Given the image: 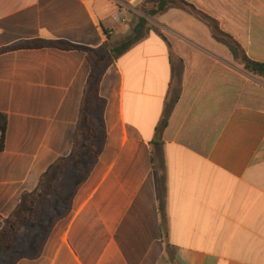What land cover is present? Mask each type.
Wrapping results in <instances>:
<instances>
[{
    "label": "crops",
    "instance_id": "crops-1",
    "mask_svg": "<svg viewBox=\"0 0 264 264\" xmlns=\"http://www.w3.org/2000/svg\"><path fill=\"white\" fill-rule=\"evenodd\" d=\"M186 1L264 63V0ZM144 2L0 0V51L32 41L81 48L0 54V232L42 175L86 142L92 65L131 38ZM149 22L158 32L103 73L105 143L89 175L60 178L0 264H264L261 79L190 13L171 8Z\"/></svg>",
    "mask_w": 264,
    "mask_h": 264
},
{
    "label": "trees",
    "instance_id": "trees-1",
    "mask_svg": "<svg viewBox=\"0 0 264 264\" xmlns=\"http://www.w3.org/2000/svg\"><path fill=\"white\" fill-rule=\"evenodd\" d=\"M144 3L147 5V8L143 11L145 12V15L151 18L160 16L171 8H178L200 19L210 27L214 39L225 45L232 53L235 60L242 64L248 73L260 78L264 82V63L250 60L237 41L231 35L225 33L220 28L218 21L210 15L199 10L186 0H145ZM151 30L158 32L155 27L149 24L146 18L140 17L131 38L118 44L112 49L106 59L92 65L91 74L86 87V94L82 103L80 120L81 133L86 137V142L81 147H76L69 158L60 159L52 165L46 173L42 175L39 186L35 191L22 196L21 202L16 211L6 221L5 227L0 232V258L20 250V243L17 241L16 235L24 228L29 229L36 226L35 223L39 222L43 212L49 205L46 203V199L56 191L57 183L60 178L76 168L81 169V180H84L89 175L92 166L101 154L105 143V134L101 131L96 118V112L100 107V83L105 68H107L114 60L129 52L131 48L143 40ZM45 48H54L62 51L81 49L78 46L64 42L32 41L4 49L0 51V54L16 50ZM7 126V116L0 113V135L2 143L5 138ZM162 186L164 187L163 183H159L158 191L160 197V214L164 220L166 217L165 210L167 199L165 188ZM162 236L164 242L167 244V229H162ZM12 261L14 262V258H12Z\"/></svg>",
    "mask_w": 264,
    "mask_h": 264
},
{
    "label": "rangeland",
    "instance_id": "rangeland-1",
    "mask_svg": "<svg viewBox=\"0 0 264 264\" xmlns=\"http://www.w3.org/2000/svg\"><path fill=\"white\" fill-rule=\"evenodd\" d=\"M145 8H147V5L144 3L141 7H140V17H144V18H146L147 20H148V22H149V20L150 21H152V18L151 17H148L147 15H145V12L143 11ZM139 17V18H140ZM138 18V19H139ZM149 24H150V22H149ZM151 26H153V25H151ZM154 27V26H153ZM261 86H262V91H263V89H264V82L261 80ZM99 109H100V107H99ZM99 109L97 110V112L99 111ZM97 112H96V118H97ZM86 141V140H85ZM81 170L80 168H76V169H74V170ZM74 170H71L70 172H72V171H74ZM70 172H68V173H70ZM67 173V174H68ZM78 173V172H77ZM57 185H58V183H57ZM62 186H61V183L58 185V187H57V189H59V188H61ZM47 200V199H46ZM25 230L27 231V229L25 228ZM11 254V253H10Z\"/></svg>",
    "mask_w": 264,
    "mask_h": 264
}]
</instances>
